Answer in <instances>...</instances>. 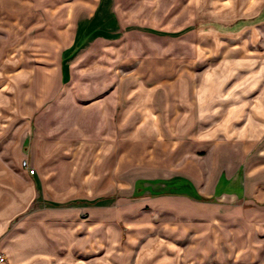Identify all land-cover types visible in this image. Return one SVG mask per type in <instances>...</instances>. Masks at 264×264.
<instances>
[{
  "label": "crops",
  "instance_id": "0c3cea01",
  "mask_svg": "<svg viewBox=\"0 0 264 264\" xmlns=\"http://www.w3.org/2000/svg\"><path fill=\"white\" fill-rule=\"evenodd\" d=\"M68 4L0 0V264H264V0Z\"/></svg>",
  "mask_w": 264,
  "mask_h": 264
},
{
  "label": "rangeland",
  "instance_id": "374dc122",
  "mask_svg": "<svg viewBox=\"0 0 264 264\" xmlns=\"http://www.w3.org/2000/svg\"><path fill=\"white\" fill-rule=\"evenodd\" d=\"M70 1H72V0H32V3L34 5V12L33 13H39V12L40 13H54V12H57V9H59V8H57V5L62 4V3H65L66 6L64 8L60 7L59 12L60 13H69V7L70 6H68L69 5L68 3H70ZM87 1L88 0H80L81 6L79 4V6H77V7L78 8L84 7L83 5ZM7 23H8V21L0 18V42L2 44L3 43H8L9 44V42H8L9 39L7 38L8 34L5 32L9 28ZM38 24L41 26L38 29H40V28L53 29L55 27V25L57 24V22H45V23H38ZM59 25H61V22L59 23ZM263 26H264V22L259 28H263ZM30 29H32V28H30ZM24 35H25V33H22L21 37H24ZM260 35H261V33H260ZM3 48H8V45L3 46ZM34 50H35V54H36V51H37V47L36 46H34ZM4 51H6V50L3 49V52ZM29 163H30V168H34V166L31 164L30 161H29ZM117 221L118 222H123V221H125V217H123V218L121 217L119 219H116L115 222H117ZM97 232L99 234H104V231H102V230H98ZM112 236L115 237V238H120V239H121V237L125 238V226L124 225L122 226V230L121 231L120 230H114L113 233H112ZM116 248H119V246H117ZM84 250H85V248H82L81 250L77 251L78 254L82 253L81 257H82V260H83V264H85V261L89 262L87 259L91 258V257L92 258L93 257H96V258L98 257L99 260H100L102 258V256L104 255V253L106 252V247H105V245L100 246V247L98 246L97 248L93 249L92 252H87V253H89L88 255H87V253L84 254ZM0 251L3 254H5V252L1 248H0ZM100 264H102V263H100ZM114 264H116V263H114Z\"/></svg>",
  "mask_w": 264,
  "mask_h": 264
},
{
  "label": "built area",
  "instance_id": "2783aa9c",
  "mask_svg": "<svg viewBox=\"0 0 264 264\" xmlns=\"http://www.w3.org/2000/svg\"><path fill=\"white\" fill-rule=\"evenodd\" d=\"M22 165L29 169L30 172H34V168H30V163L27 159L22 161ZM5 260V255L0 251V262Z\"/></svg>",
  "mask_w": 264,
  "mask_h": 264
}]
</instances>
